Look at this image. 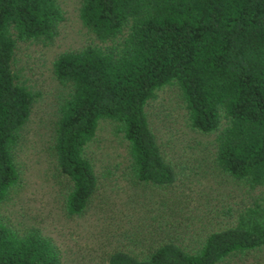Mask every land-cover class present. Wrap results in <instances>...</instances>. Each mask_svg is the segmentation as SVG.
<instances>
[{
  "label": "trees",
  "instance_id": "16d2710c",
  "mask_svg": "<svg viewBox=\"0 0 264 264\" xmlns=\"http://www.w3.org/2000/svg\"><path fill=\"white\" fill-rule=\"evenodd\" d=\"M78 16L106 45L63 51L54 77L69 85L59 107L52 148L68 177L67 214L85 208L96 176L84 154L100 118L117 121L138 181L173 182L144 106L175 82L191 128L216 134L218 166L249 185L264 186V0H80ZM63 18L55 0H0V200L19 176L13 151L32 94L13 79L16 40H44ZM264 248V203L247 206L232 225L209 231L194 251L163 241L137 254L112 251L107 264H223ZM0 264H59L37 230L16 233L0 222Z\"/></svg>",
  "mask_w": 264,
  "mask_h": 264
},
{
  "label": "rangeland",
  "instance_id": "374dc122",
  "mask_svg": "<svg viewBox=\"0 0 264 264\" xmlns=\"http://www.w3.org/2000/svg\"><path fill=\"white\" fill-rule=\"evenodd\" d=\"M62 12L49 39L16 40L13 79L32 94L28 118L13 151L18 179L0 200V222L18 234L37 230L55 248L59 264H107L123 249L142 254L163 241L196 250L209 231L232 225L254 202L264 203V186L232 177L216 162V134L190 127L175 82L155 90L144 106L160 151L173 167L167 185L138 181L130 170L127 141L117 121L100 118L84 154L96 186L82 212L67 214L70 181L58 170L52 148L59 107L69 85L58 81L52 61L63 51L106 45L78 16L80 0H55ZM223 264H264V248L234 253Z\"/></svg>",
  "mask_w": 264,
  "mask_h": 264
}]
</instances>
